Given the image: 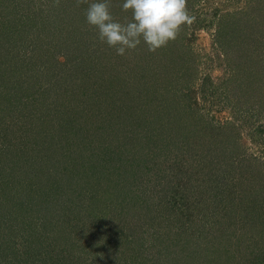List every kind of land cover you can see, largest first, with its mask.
I'll list each match as a JSON object with an SVG mask.
<instances>
[{
    "label": "rangeland",
    "instance_id": "374dc122",
    "mask_svg": "<svg viewBox=\"0 0 264 264\" xmlns=\"http://www.w3.org/2000/svg\"><path fill=\"white\" fill-rule=\"evenodd\" d=\"M94 2L103 0H0V22L22 14L32 25L15 40L0 36V49H12L0 52V65L31 52L49 69H34L21 88L29 101L20 76L0 69V149L18 135L38 137L33 165L16 166V191L0 197V264H264V0H187L195 20L175 41L155 52L142 41L123 56L87 23ZM109 2L115 21L132 19L124 0ZM56 58L78 108L88 93L78 98L77 88L139 94L147 116L135 124L138 138L124 143L118 128L104 137L101 110L91 121L84 108L62 112ZM66 117L78 132L59 139ZM44 140L57 149L52 157H39ZM109 179L118 183L102 190ZM44 205L58 214L49 225Z\"/></svg>",
    "mask_w": 264,
    "mask_h": 264
},
{
    "label": "trees",
    "instance_id": "16d2710c",
    "mask_svg": "<svg viewBox=\"0 0 264 264\" xmlns=\"http://www.w3.org/2000/svg\"><path fill=\"white\" fill-rule=\"evenodd\" d=\"M15 11V9H13ZM23 15H17L15 16V20L14 22H10L6 21L7 19H9L8 17L4 18L1 22H0V36L4 35V36H12L13 39H17L18 36L20 35V32L25 31L26 29L31 28L32 29V25L30 24L29 21H26L27 18L22 17ZM11 18V17H10ZM5 20V21H4ZM30 20V19H29ZM4 21V22H3ZM11 23V25H10ZM12 43V42H10ZM23 44V43H22ZM22 44H16L15 41L13 44H11V46L13 45H20L22 47H24V45ZM25 44V43H24ZM26 46L30 47V50H32L33 45H29V44H25V48ZM16 50V49H15ZM6 53H10L12 51L11 48L7 47L5 48V50H3ZM2 49H0V52H3ZM34 51V50H32ZM17 52V50H16ZM25 53V52H23ZM23 55L26 56H19L16 55L15 58H13L11 60L10 63H6L5 66H1L0 65V69H4L7 70L6 72H12V74H16L17 76H20V85L19 89L21 90V92H19V95H24L25 99H28L27 101H29V98L27 96V94L25 92H23V90H25L24 88H28L27 85L25 86L26 82L31 81L30 78L34 77L37 68H41V67H46L47 70H49L46 64L43 62V56L42 58H39V56H31V52H27ZM175 64H177L176 60L173 59L172 57H169ZM165 60V59H164ZM59 59L56 58V60H52L50 59V68L52 67V69L55 70V72H53L54 74H56L55 78L53 77L52 79H55L54 81L57 80V84L54 85V87H57L55 94L57 95V107L61 108L60 110L62 112L67 111L65 110V108H67L68 110L76 108L77 110L80 108H84V110H86V112H84V120L87 121H91L93 119V116H96L97 113H95L98 110H101L102 112V121H100V127L101 128H106V125H110L108 126L109 128L107 129V135L108 136H104V137H108V138H113L115 139L114 135L119 133L121 130V138L124 140L125 143V139L124 137L131 142L133 139H137L138 138V134H135V124H137L140 119V117H146L147 116V111L145 110L144 106H147V103H144V101H142L139 98V94L137 96H131L129 95V97H125L128 96L127 93H125L123 90L119 89L120 92L118 93V97L115 101V98L113 96H116L117 91H119L117 88L114 89L113 87L109 88L112 89L110 91L109 94H105V92L98 88L99 86L97 84H95V86H92L94 89H91L89 87V90L87 92L86 88H81L75 91V93L77 94L76 97H80V95L84 94L87 95V103L84 102L85 104H83V106H81V102L80 101V107L78 108L79 105V101L73 100L72 98V94L74 95L72 89L70 88L71 83L69 81H71V78L69 76H65L66 74V69L68 67H65V63H59ZM165 64L167 65H173L172 63H169V61L165 60ZM148 66V64L146 65ZM41 71V70H40ZM62 71H65L64 76H62ZM16 72V73H14ZM80 72L79 70H76L74 73ZM84 73V72H83ZM114 74V70H108V74ZM83 75V74H82ZM53 76V75H52ZM62 76V77H61ZM84 76H86V74L84 73ZM49 80L51 79V74L49 75ZM141 78L143 77L142 75L140 76ZM57 78V79H56ZM111 79V78H110ZM33 82L35 81V79L33 78L32 80ZM140 82H142V79L140 80ZM94 82H89V85H91ZM54 84V82H53ZM23 90H22V89ZM91 89V90H90ZM35 89H31V91H34ZM91 91V92H89ZM97 91V92H96ZM147 91V90H146ZM75 96V95H74ZM89 97V98H88ZM95 97V98H94ZM85 100V98H82V100ZM76 104V105H75ZM111 104V105H110ZM112 106V111L110 110V107ZM74 110V109H73ZM87 110H89V112H87ZM112 112L110 113V116H106L105 113L106 112ZM115 116L118 125L115 126V123L111 126L113 120L115 121V119H111L112 116ZM70 116V114H69ZM65 119V118H64ZM67 121H69V123L66 125L64 124L62 121H58L57 123V133L60 134V138L66 137V136H72V134L77 133V125L76 122L74 121L72 123L73 118L72 117H66ZM96 119V117L94 118ZM99 119V120H100ZM117 123V122H116ZM106 124V125H104ZM119 130H118V129ZM30 138L32 139V141L27 138V137H20L19 135L14 138V141L12 142H8L6 143L7 145H4L2 147V149H0V189H2V192L0 190V197L3 195L4 192H7L8 195H11V193L14 191H16L17 189V182H18V176L14 173V168L16 166H20L21 164H24L25 162L30 163V165H33V159H35V155L32 154V151L35 150L36 145L34 144V141H37V138H35V136L33 135L32 137L30 136ZM62 138V139H63ZM65 141H67L65 139ZM89 141V140H87ZM68 142V141H67ZM70 143V142H68ZM117 144V143H116ZM62 146V144H60ZM109 144H104V148H108L109 151H107V154H111L110 157H113V153L114 155H116L115 158H118L120 156V154H118V150L116 148H112ZM47 147L52 148L50 146V143H47L45 140L43 141V146H40V150L41 153L39 152V157L41 156V158H45V157H52V153L55 152L57 149L52 148V150L50 151ZM124 148V147H123ZM90 151L88 152V156L91 157L92 155H94V153L91 151V148H88ZM31 152V154H30ZM107 161V159L105 160ZM108 164V163H107ZM96 168V164L94 162H90L88 163V169H90V171L92 173H95L94 178H101L100 175V170L99 169H95ZM109 166L107 168H105L104 170H108ZM11 171H13V174H11ZM28 172H35L37 170H33L29 169L27 170ZM53 171V170H51ZM55 173V171H53ZM103 172V169H102ZM44 173L49 177V174L51 173L50 170H44ZM99 173V175H98ZM45 178H47L46 176H44ZM106 177V176H105ZM93 178V179H94ZM30 180L32 181V178H30ZM96 182L98 179H95ZM118 183V180H108V183H106V186L104 189H107V187L111 188L112 185L115 186V184ZM78 189H81V187H79ZM83 189V188H82ZM87 192L85 193L86 195L88 194L89 198H91L93 200V198L96 196L100 195V192H98L99 187H94V185L91 188H86ZM119 188H117V192H119L118 190ZM11 190V191H10ZM114 191V190H113ZM11 192V193H10ZM83 194V193H82ZM6 195V193L4 194ZM78 195H81V192H78ZM126 194H123L122 197H124ZM43 201L46 202L49 200V198L44 195L43 196ZM71 198L68 197V200H70ZM66 203L69 204V202L67 201ZM44 209H45V213H47L46 216V220L43 221V223L46 224H50L53 220H55L56 217H58V214L52 209V211L50 210L49 205H44ZM77 211V210H76ZM52 217L51 222H48V217ZM57 220V219H56ZM59 221L60 224V219L57 220V222ZM48 222V223H47ZM53 228H49V230L53 231ZM95 254V252L93 253Z\"/></svg>",
    "mask_w": 264,
    "mask_h": 264
},
{
    "label": "clouds",
    "instance_id": "9594fccd",
    "mask_svg": "<svg viewBox=\"0 0 264 264\" xmlns=\"http://www.w3.org/2000/svg\"><path fill=\"white\" fill-rule=\"evenodd\" d=\"M86 2L77 0L78 5ZM122 10L132 12V19L123 24L114 20L109 0L91 3L86 11L87 23L98 29L99 40L121 56L142 41L148 51L155 52L175 41L182 26L195 20L189 14L187 0H124Z\"/></svg>",
    "mask_w": 264,
    "mask_h": 264
}]
</instances>
